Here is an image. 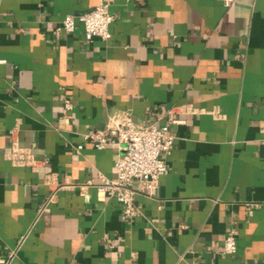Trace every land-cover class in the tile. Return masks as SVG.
Listing matches in <instances>:
<instances>
[{
  "label": "crops",
  "instance_id": "crops-1",
  "mask_svg": "<svg viewBox=\"0 0 264 264\" xmlns=\"http://www.w3.org/2000/svg\"><path fill=\"white\" fill-rule=\"evenodd\" d=\"M101 2L111 40L55 33ZM126 118L176 137L133 220L81 188ZM0 264H264V0H0Z\"/></svg>",
  "mask_w": 264,
  "mask_h": 264
},
{
  "label": "built area",
  "instance_id": "built-area-1",
  "mask_svg": "<svg viewBox=\"0 0 264 264\" xmlns=\"http://www.w3.org/2000/svg\"><path fill=\"white\" fill-rule=\"evenodd\" d=\"M235 0H223L230 5ZM115 17L110 4L101 2L93 10L80 15H68L55 29L59 36L73 34L77 26L83 27L85 39L109 41L112 39L111 25ZM73 105L65 102V112ZM97 149L108 147L118 148L122 154L115 161V177L104 178L100 183L87 182L81 188L95 186L104 199L118 201L123 209V215L129 220L141 216V209L136 203L140 192L154 194L159 186L161 177L169 169L165 155L175 146L176 137L167 125H139L131 118H126L105 131H95L85 135ZM32 157V156H31ZM139 185L136 189L135 185ZM237 252V239L234 231H229L223 241V255H234Z\"/></svg>",
  "mask_w": 264,
  "mask_h": 264
}]
</instances>
